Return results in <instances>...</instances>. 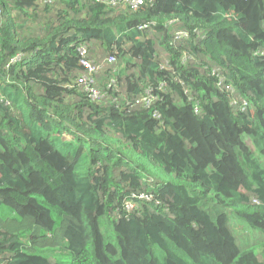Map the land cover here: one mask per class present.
<instances>
[{"label":"trees","instance_id":"1","mask_svg":"<svg viewBox=\"0 0 264 264\" xmlns=\"http://www.w3.org/2000/svg\"><path fill=\"white\" fill-rule=\"evenodd\" d=\"M0 264H264V0H0Z\"/></svg>","mask_w":264,"mask_h":264},{"label":"built area","instance_id":"2","mask_svg":"<svg viewBox=\"0 0 264 264\" xmlns=\"http://www.w3.org/2000/svg\"><path fill=\"white\" fill-rule=\"evenodd\" d=\"M97 2H100L102 4L116 7L119 5L127 6L131 8L132 10L137 9L139 6L143 5V2L145 0H96ZM147 29V26H140L138 27V30H145ZM187 33H177L178 39H185L187 38ZM83 47H79L78 50L80 51L81 55L84 57ZM22 60L21 55H17L16 57L9 60L10 65H14L15 63H18ZM114 59L112 57L108 58L107 63H113ZM81 66H83L88 71V76H85L79 80V84H83L85 92L89 95V97L93 100H98L101 98L100 93L93 88V79L90 77L91 74L96 73L98 71V68L93 67L90 65L88 61L85 59H82L80 62Z\"/></svg>","mask_w":264,"mask_h":264}]
</instances>
